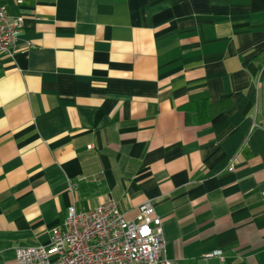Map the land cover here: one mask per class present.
Here are the masks:
<instances>
[{
  "label": "crops",
  "instance_id": "0c3cea01",
  "mask_svg": "<svg viewBox=\"0 0 264 264\" xmlns=\"http://www.w3.org/2000/svg\"><path fill=\"white\" fill-rule=\"evenodd\" d=\"M0 5V264L74 198L151 202L176 264H264V0Z\"/></svg>",
  "mask_w": 264,
  "mask_h": 264
},
{
  "label": "built area",
  "instance_id": "2783aa9c",
  "mask_svg": "<svg viewBox=\"0 0 264 264\" xmlns=\"http://www.w3.org/2000/svg\"><path fill=\"white\" fill-rule=\"evenodd\" d=\"M21 25V17H10L0 5V52H9ZM77 186L70 182L72 195ZM163 250L161 219L151 202L141 203L134 218L127 219L112 200L78 210L74 198L63 222L50 230L49 244L16 246L15 264H176ZM222 255L216 248L203 257Z\"/></svg>",
  "mask_w": 264,
  "mask_h": 264
}]
</instances>
